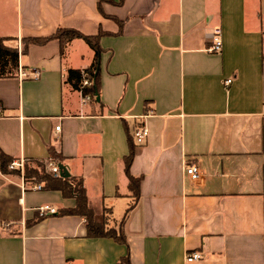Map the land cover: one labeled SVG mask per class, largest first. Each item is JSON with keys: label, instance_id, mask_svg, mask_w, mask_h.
I'll return each mask as SVG.
<instances>
[{"label": "crops", "instance_id": "obj_1", "mask_svg": "<svg viewBox=\"0 0 264 264\" xmlns=\"http://www.w3.org/2000/svg\"><path fill=\"white\" fill-rule=\"evenodd\" d=\"M118 1L100 11L98 0H0V36L19 51L15 74L0 77V149L65 164L94 219L106 208L125 236H88L77 214L40 216L39 206L58 212L75 198L0 169V264H264V0ZM215 26L219 53L206 50ZM58 27L105 32L98 98L66 81L93 61L83 39L62 54L57 39L23 50V38ZM139 126L148 132L136 143ZM185 163L199 167L197 181ZM193 250L203 257L187 261Z\"/></svg>", "mask_w": 264, "mask_h": 264}, {"label": "trees", "instance_id": "obj_2", "mask_svg": "<svg viewBox=\"0 0 264 264\" xmlns=\"http://www.w3.org/2000/svg\"><path fill=\"white\" fill-rule=\"evenodd\" d=\"M101 1L98 0V8L101 11ZM112 1V0H108ZM121 0L118 1V3ZM105 32L99 30L96 34H83L82 32L72 29L58 27L52 34L42 37H26L21 40L23 44V50L30 43L43 44L51 39H57L60 43V53L64 51L66 44L74 38L83 39L93 50V61L85 69H73L69 68L67 70L66 81H68L73 88L79 90L82 95L90 94L91 97L98 93L99 84V58L102 48L99 45V38ZM9 39L7 37L0 36V77L13 76L16 69L18 68V56L19 51L17 47L9 46L5 41ZM89 77L92 80L90 86H82L83 78ZM96 98V97H95ZM2 110V104L0 102V111ZM132 137H129V148L128 153L123 157L124 171L128 178V188L131 192L133 201H135L139 196V183L141 176L132 175L129 172V165L132 161L134 155V143ZM54 155V154H53ZM56 159H60V155H54ZM14 160L11 156L5 154L0 149V169L2 172H19V169L14 170L9 168V164ZM34 165L24 162L23 176L30 181L42 183L41 188L43 189H55L60 190L64 196H72L75 198V205L72 208H64L59 210L58 214H77L83 216L86 220L87 235L91 237L108 236L112 237L114 240L125 243V236L121 228V224L118 228L107 227L104 220L96 221L93 217L94 210L90 207L87 201L85 190L82 186L81 180L74 177H54L44 171L43 163L39 161H34ZM41 219L36 218L33 221H28L27 225L34 223L35 221ZM120 262L129 264L128 255L124 256Z\"/></svg>", "mask_w": 264, "mask_h": 264}, {"label": "built area", "instance_id": "obj_3", "mask_svg": "<svg viewBox=\"0 0 264 264\" xmlns=\"http://www.w3.org/2000/svg\"><path fill=\"white\" fill-rule=\"evenodd\" d=\"M206 39L209 42V45L206 47V50L211 53H219L222 49V30L220 26H215L213 29L205 34ZM232 82V78H227L224 80L225 85H229ZM92 84V80L89 77L83 78L82 86H90ZM84 100H89L91 98L90 94H84L82 95ZM60 128V125L55 126V130L58 131ZM147 128L145 126H139L133 131V139L136 143H141L144 138L147 136ZM44 169L47 173L54 177H60V170L58 168V165L55 161L52 159H49L43 163ZM10 169H19L21 173H23L24 169V160H12L9 164ZM184 172L186 176L192 180L197 181L200 178V169L199 167L194 163H185L184 165ZM25 178V177H24ZM26 179V178H25ZM29 182H26V186L24 188H29L33 190L41 189V184L39 183H31L28 185ZM37 211L40 216L46 214V213H55L56 209L52 208L48 205L39 206L37 208ZM202 253L197 250H193L189 252L186 255L187 261H195L200 260L202 258Z\"/></svg>", "mask_w": 264, "mask_h": 264}, {"label": "water", "instance_id": "obj_4", "mask_svg": "<svg viewBox=\"0 0 264 264\" xmlns=\"http://www.w3.org/2000/svg\"><path fill=\"white\" fill-rule=\"evenodd\" d=\"M97 98H98V94H96ZM58 168L60 170V176L61 177H68L69 176V172H68V168L66 167L65 164L62 163H58Z\"/></svg>", "mask_w": 264, "mask_h": 264}, {"label": "rangeland", "instance_id": "obj_5", "mask_svg": "<svg viewBox=\"0 0 264 264\" xmlns=\"http://www.w3.org/2000/svg\"><path fill=\"white\" fill-rule=\"evenodd\" d=\"M103 211H104V215L102 216L101 220H104V222L106 223L107 227L117 228L118 225H112V226L109 225V222L107 221L109 216H108V214H105V212H107L108 210L105 208V209H103Z\"/></svg>", "mask_w": 264, "mask_h": 264}]
</instances>
